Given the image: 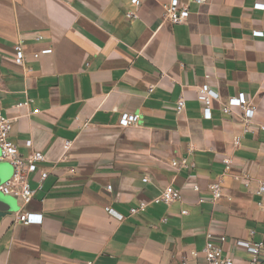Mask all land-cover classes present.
Here are the masks:
<instances>
[{"label":"crops","instance_id":"0c3cea01","mask_svg":"<svg viewBox=\"0 0 264 264\" xmlns=\"http://www.w3.org/2000/svg\"><path fill=\"white\" fill-rule=\"evenodd\" d=\"M169 1L0 0V109L19 153L45 155L29 176L33 200L0 203V264H205L209 229L226 235L236 264H249L236 240L264 242L255 193L264 180V34H254L264 32V9L254 7L264 0H181L189 14L180 23L167 18ZM204 83L215 93L210 119L197 97ZM240 92L257 106L249 124L241 108L222 109ZM125 112L140 122L122 126ZM218 178L223 196L212 202ZM168 185L182 200H158ZM141 202L146 210L131 215ZM17 208L42 223L16 221Z\"/></svg>","mask_w":264,"mask_h":264},{"label":"built area","instance_id":"2783aa9c","mask_svg":"<svg viewBox=\"0 0 264 264\" xmlns=\"http://www.w3.org/2000/svg\"><path fill=\"white\" fill-rule=\"evenodd\" d=\"M135 4L139 5L140 0H132ZM198 3H203L206 0H195ZM255 8L264 9V3L257 2L254 5ZM167 18L173 23L184 22L189 14V5L181 0H170L164 5ZM129 18H136L138 14L136 11L129 10L127 12ZM255 35L262 36L263 31L256 30L254 31ZM15 64L23 65L25 61V52L22 45L18 44L15 46ZM39 54L35 56L38 57ZM5 86V81L0 70V90ZM152 90V88H150ZM198 100L203 105V116L205 118H212V103L215 97L213 88L208 83L198 87ZM21 105V104H20ZM186 106V100L184 97H180L177 101V112L178 114L182 113ZM241 108L243 110V120L247 124L251 122L257 112V106L251 102L244 92H240L235 96L228 98L227 103L223 106V111L226 113H232L234 108ZM39 110H35L38 112ZM140 114L134 112H125L120 118V124L122 126H129L132 124H137L140 122ZM13 129V119L3 114L0 109V163L3 165L4 175L0 181V196L3 201L8 198L11 199H21L24 204H29L36 193V188L32 187L30 183V174L35 172L38 169V162L45 159V155L41 151H36L30 157L22 156L18 151V145L11 138V131ZM238 143V140H237ZM227 166L226 169H231V160H225ZM186 163V161H184ZM47 172H42L39 184L45 180L47 177ZM247 177V176H246ZM144 180H147V177H144ZM246 185H250V182H247ZM222 179L218 178L213 180L209 184V190L211 193V201L216 202L223 196V184ZM111 188V186H109ZM195 190H198V186H194ZM256 196L258 197V204L260 206L264 205V180H258V187L255 190ZM183 195L180 188L175 187L174 185L166 186L161 194L158 197V200H161L167 204L182 200ZM205 199L201 198L200 201L203 202ZM147 208L146 202H141L136 207L130 208V214L134 215L140 212H144ZM18 215L16 221L33 224V223H42V214L30 211H24L21 208H17ZM106 210L117 216L118 218H124V215L117 212L111 206H107ZM187 213L186 210L182 211ZM206 241L202 249V254L204 257L205 264H236L235 257L228 254L225 249V244L228 239L224 234H216L215 231L209 229L205 232ZM236 245L244 248L248 253L252 255V259L249 264H260L261 259L260 255L264 249V242H254L251 240L238 239L236 240ZM199 252L196 250L191 251V255L198 256ZM189 260L187 257H184L180 260L178 264H188ZM86 264H94L93 261H88Z\"/></svg>","mask_w":264,"mask_h":264},{"label":"water","instance_id":"95a60500","mask_svg":"<svg viewBox=\"0 0 264 264\" xmlns=\"http://www.w3.org/2000/svg\"><path fill=\"white\" fill-rule=\"evenodd\" d=\"M1 164V163H0ZM3 166V165H2ZM0 203H4L3 199L0 196Z\"/></svg>","mask_w":264,"mask_h":264}]
</instances>
